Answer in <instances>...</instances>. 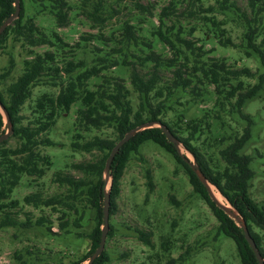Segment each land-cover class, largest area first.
Returning a JSON list of instances; mask_svg holds the SVG:
<instances>
[{"label":"rangeland","instance_id":"1","mask_svg":"<svg viewBox=\"0 0 264 264\" xmlns=\"http://www.w3.org/2000/svg\"><path fill=\"white\" fill-rule=\"evenodd\" d=\"M109 1L114 3L115 0ZM170 1L141 0L144 4L148 2L155 4L153 16L140 15L133 4L122 1L118 4L119 13H115L103 24L95 23L88 17L87 11L92 9V4L87 2L88 6H84L81 0H68L72 8H68L67 26L59 27L51 15L39 13L35 17V23L48 33L56 29L67 45L31 47L25 41L15 38L14 33L8 35L0 42V73L11 70L1 85L2 89L23 73L26 59H31L38 53L52 51L56 55L58 66H65L72 60L75 63L84 62L85 67L95 65L107 67L99 76L88 81V87L97 88L105 78L110 80L114 77L121 78L130 90L129 98L133 110H137L140 98L131 83L132 66H125L121 62L124 59L135 62L141 70L151 67V62L146 64L147 67H140V60L133 57L134 54L143 55L147 51L141 45L142 40L152 41L158 52L171 55L167 47L152 35V30L158 24V13ZM176 1L179 2V11H183L182 16L185 19L188 9L195 6L188 4V0ZM200 1L201 8L211 5L215 7L207 16L226 20L227 23L222 26L226 28L233 41L240 45L245 27L238 14L220 11L216 0ZM236 2L241 14L254 17L248 0ZM24 5L25 15L37 12V8L30 0H24ZM186 19L189 20L185 22L186 24L192 23L198 28L193 38L204 39V33L207 31L206 20L199 19V15H188ZM127 20L137 26L136 31L141 38L138 46L122 47V22ZM208 22L211 26V22ZM260 27L264 30V12ZM263 37L264 34L259 40ZM203 42L207 49L213 48L212 56L225 58L233 67L247 66L255 71V78L244 79L246 85L259 82V75L264 72V67L258 54L252 53L248 57L244 47H222L212 36H207V41ZM102 58L105 61H100ZM115 60H119L120 63L116 67L112 65ZM80 68L83 69L84 66L77 70ZM172 75L171 71H160L162 81L159 86L163 95L158 96L157 101L165 100L166 104L172 107L165 110L162 119L169 121L184 135L188 134L185 127L191 120L202 119L204 123H210L193 143L202 150L212 167L223 170L226 164L221 157V150L243 133L249 123L248 120L241 116L238 109L232 108L234 99L229 104L224 103V106L217 104V92L215 86L210 83L194 82L186 92L177 91L166 98L165 87L172 84ZM194 85L197 88L196 93L193 91L188 93ZM59 89L50 85L34 87L33 96L23 109L25 123L34 118L32 106H35L36 100L44 92L57 94ZM83 107L82 100H78L70 111L61 113L48 133L54 144L42 148L43 154L48 155L52 162L45 176L34 181V178L24 175L10 198L6 199V202H15L8 209L15 214L11 216L18 224L0 229V264H71L77 261H80V264H88L91 251L89 234L96 225V218L95 211L86 201V196L78 197L74 201L78 211L64 204H57L54 207L35 206L25 201V196L35 192L40 193L44 199L51 196L63 198L68 194L69 188L66 184L62 185L55 181L56 173L65 172L80 176L81 172L75 170L73 164L93 161L103 155L97 150L87 152L75 149L73 142L76 140L85 142L94 136L115 137L113 127L105 126L102 129L90 130L80 127L77 122V111ZM242 111L250 114L253 120L252 137L241 151L252 157L251 169L254 171V178L251 181L250 194L257 203L264 206V84L260 95L248 99ZM4 130L7 131L6 124ZM77 134H81V137L78 138ZM6 140L7 147H14L17 144L12 134ZM190 158L193 159L192 156ZM148 170L152 174L153 190L148 186ZM110 183L111 178L106 190H109ZM69 202L73 200L69 199ZM116 204L115 214L111 216L109 210V231L112 224L113 234L109 236L108 231L104 250L108 252L110 260L105 264H242L234 240L224 235L217 236L219 220L210 204L195 192L185 167L170 152L152 140L146 141L138 153H132L121 178V192L116 198ZM63 211L67 212L70 220L69 233L59 228ZM3 215L4 211L0 209V220ZM79 217L81 226L75 227L73 221ZM42 218L44 219L41 220ZM103 227L104 222L101 229ZM137 229L152 232L151 246L139 238Z\"/></svg>","mask_w":264,"mask_h":264},{"label":"trees","instance_id":"2","mask_svg":"<svg viewBox=\"0 0 264 264\" xmlns=\"http://www.w3.org/2000/svg\"><path fill=\"white\" fill-rule=\"evenodd\" d=\"M122 1L133 4L140 15H154L155 4L153 2L144 4L141 0H115L114 3L109 0H81V3L84 6L87 5V2L92 4V9L87 11L88 17L95 23L103 24L115 13H119L118 4ZM216 1L220 11L238 14L240 17V21L245 27L242 43L236 44L228 35L226 28L222 26L227 23L226 20L207 16V13L214 11L213 5L201 8L200 0H188V4L195 7L189 8L185 19H183V11H179V2L171 0L169 4L161 8L158 13V24L152 30V35L167 47L171 55L158 52L152 41L142 40L141 45L147 51L143 55L134 54L133 57L140 60V67H147L146 64L149 62H151V67L141 70L135 62H129L126 59L121 62L125 66H132L131 83L140 98L139 106L135 111L129 98L130 90L124 84L123 79L114 77L110 80L105 78L104 82L99 84L97 88L90 89L88 87V81L91 78L99 76L102 70L107 69L103 65L85 67L84 62L75 63L71 60L65 66H58L54 52L45 51L43 54L38 53L33 58L26 59L23 73L3 89L1 85L10 75L11 70L0 73V101L9 113L13 124L12 137L17 140L14 147H7L8 140L0 143V209L4 211L0 220V229L18 224L17 220L11 216L15 214H12L11 210L8 209L15 202H6V199L10 198L24 175L34 178V181L45 176L52 162L48 155L43 154L42 148L54 144L48 133L56 124L61 113L70 111L73 104L82 100L84 107L77 111L78 125L85 130L102 129L105 126L113 127L115 137L94 136L85 142L79 140L73 142L72 145L75 149L87 152L97 150L103 155L93 161L73 164V168L81 172L80 176L73 173H56L55 181L62 185L66 184L69 188L68 194L63 198L51 196L44 199L40 193L35 192L25 196L27 203H32L35 206L53 207L57 204H64L66 207L78 211L74 201L78 197L84 198L86 196V201L95 211L96 218V225L89 234L91 239L89 255L91 256L101 242V226L104 222L103 198L105 195L103 171L111 150L132 128L143 122L160 120L196 157L200 169L208 180L240 212L264 257V206L257 203L250 194L251 181L254 178V171L251 169L252 157L249 154L241 153L252 137L251 126L253 123L251 115L245 114L242 109L248 99L260 95L264 84V72L259 75L258 83L246 85L244 79L255 78V71L247 66L233 67L225 58L212 56L213 48L207 49L203 42L207 41V36H212L222 47H244L248 57L252 53L258 54L264 67V37L259 40L264 34V30L260 27V20L264 12V0H248L254 17L241 14V9L236 0ZM30 2L37 8V12L25 15L24 0H21V13L0 35V42L14 33L15 38L25 41L31 47L67 45L56 29L48 33L38 26L35 23V17L39 13H47L54 18L57 26H67L69 24L68 8H72L68 0H30ZM14 3L15 0H0V26L15 12ZM188 15H199V19L206 20L207 31L204 33V39L193 38L198 28L192 23H185L189 21L186 19ZM208 21L211 22V26L208 25ZM141 23L143 22L141 21ZM136 30L137 26L132 21L122 22V47L139 45L141 38ZM138 30H140L139 27ZM100 61H105V59L102 58ZM119 64V60H115L112 65L116 67ZM80 66H84V68L77 70ZM162 70L171 71L173 74L172 84L165 87L166 98L177 91L186 92L187 88L194 82L210 83L215 86L218 97L217 104L224 106V103L228 102L229 104L234 99L232 108L238 109L241 116L248 120L249 123L244 128L243 133L221 150V157L226 164L223 170L212 167L202 150L193 143L194 140L199 139L204 127L210 126V123H204L202 119L191 120L185 127L188 134L184 135L169 121L162 119L165 110L172 109L165 100L157 101V97L163 95L159 86L160 81H162L160 77ZM38 85H50L60 89L57 94L44 92L36 100L35 106H32L34 118L25 123L26 116L23 114V109L32 98L34 87ZM195 89H197L196 85L188 93H192L191 91L196 93ZM155 99L156 102H154ZM5 124L4 116L0 111V136L6 132L4 130ZM77 137L80 138L81 134H77ZM148 140H152L165 148L185 167L195 192L199 193L210 204L219 220L217 236L224 235L234 240L242 264H260L245 238L243 229L221 208L216 206L206 186L200 181L191 166L179 155L174 143L169 141L162 129L158 127L137 133L116 154L111 166L110 215L115 214L116 198L121 192V178L132 153H138L140 147ZM147 177L149 189L153 190L154 182L149 170ZM69 199H72L73 202H69ZM60 217V230L69 233L70 220L67 212L63 211ZM80 221L81 217L76 218L73 225L80 227ZM137 232L139 238L146 245H152L151 237L153 234L151 231L137 229ZM112 234L113 226L111 224L109 236ZM109 260L110 256L104 250L93 264H105ZM71 264H80V261Z\"/></svg>","mask_w":264,"mask_h":264},{"label":"water","instance_id":"3","mask_svg":"<svg viewBox=\"0 0 264 264\" xmlns=\"http://www.w3.org/2000/svg\"><path fill=\"white\" fill-rule=\"evenodd\" d=\"M16 9L13 14H11L0 26V35L6 30V28L12 24V22L19 17L20 15V0H15L14 3ZM0 111L2 112L6 125H7V131L0 136V143L5 141L12 133H13V124L10 119L9 113L6 109V107L2 104L0 101ZM161 128L164 134L166 135L167 139L174 143L179 155L191 166V168L194 170L200 181L206 186V189L211 197V199L215 202L216 206L221 208L230 218H232L239 227H241L244 231V235L248 243L250 244L251 248L253 249L258 261L260 264H264V257L262 256L260 250L258 249V246L252 237L250 230L248 228L246 220L241 216L240 212L227 200L228 204H224L218 200V198L215 196L212 186L213 185L206 175L202 172L200 169V166L197 163L196 157L183 145V143L169 130V128L160 120H151L147 122H143L139 124L138 126L132 128L129 130L122 139H120L113 149L110 152L109 157L106 160L103 178L105 181V195H104V227L102 228V236H101V242L99 247L95 250V252L90 256L88 264H93L95 259L102 254V252L105 249V243L107 234L109 231V210H110V191H111V185H112V176H111V166L112 162L116 156V154L120 151L121 147L127 143L132 137H134L137 133L149 129V128ZM192 156L193 159L190 158ZM111 178V183L109 190H106L107 184L109 183ZM216 187V186H215ZM217 188V187H216ZM218 189V188H217ZM220 192V191H219ZM221 193V192H220ZM222 194V193H221ZM223 195V194H222Z\"/></svg>","mask_w":264,"mask_h":264},{"label":"bare ground","instance_id":"4","mask_svg":"<svg viewBox=\"0 0 264 264\" xmlns=\"http://www.w3.org/2000/svg\"><path fill=\"white\" fill-rule=\"evenodd\" d=\"M212 190L215 194V196L218 198V200L224 204H228L227 200L225 199V197L219 192V190L215 187L212 186Z\"/></svg>","mask_w":264,"mask_h":264}]
</instances>
